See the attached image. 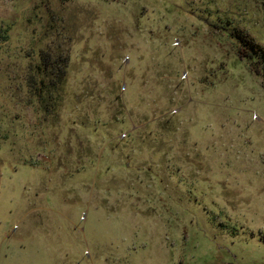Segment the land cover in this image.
I'll return each instance as SVG.
<instances>
[{
	"label": "rangeland",
	"instance_id": "obj_1",
	"mask_svg": "<svg viewBox=\"0 0 264 264\" xmlns=\"http://www.w3.org/2000/svg\"><path fill=\"white\" fill-rule=\"evenodd\" d=\"M236 28L264 45V0H0V264H264Z\"/></svg>",
	"mask_w": 264,
	"mask_h": 264
},
{
	"label": "trees",
	"instance_id": "obj_2",
	"mask_svg": "<svg viewBox=\"0 0 264 264\" xmlns=\"http://www.w3.org/2000/svg\"><path fill=\"white\" fill-rule=\"evenodd\" d=\"M236 35L240 42V54L247 57L253 69L258 75L261 76L262 83L264 85V45L255 39L253 35L249 32L236 28ZM66 64H63L61 61L49 60V58L43 60L42 65L38 67L39 74L42 76L41 79V88L39 89L44 96V101L46 104L49 100V97L55 92H59L61 83L66 72ZM46 99V100H45ZM54 104V103H53Z\"/></svg>",
	"mask_w": 264,
	"mask_h": 264
}]
</instances>
